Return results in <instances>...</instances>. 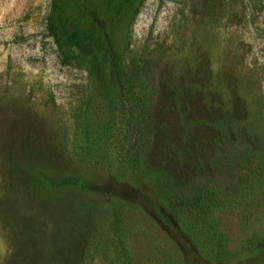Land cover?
Instances as JSON below:
<instances>
[{
  "label": "rangeland",
  "instance_id": "rangeland-1",
  "mask_svg": "<svg viewBox=\"0 0 264 264\" xmlns=\"http://www.w3.org/2000/svg\"><path fill=\"white\" fill-rule=\"evenodd\" d=\"M87 3L147 82L148 141L130 161L128 97L79 0L59 43L52 0H0V264H264V176L246 177L264 162V0ZM197 196L201 216L179 205Z\"/></svg>",
  "mask_w": 264,
  "mask_h": 264
},
{
  "label": "trees",
  "instance_id": "trees-1",
  "mask_svg": "<svg viewBox=\"0 0 264 264\" xmlns=\"http://www.w3.org/2000/svg\"><path fill=\"white\" fill-rule=\"evenodd\" d=\"M80 3L88 9L92 20L99 28V39L102 41L101 47L105 49V53L108 54L110 60V72L111 77L117 79L119 85L125 89L126 95L129 101V114L130 120L126 124V136L128 138V153H131V160L136 161L141 157L144 151L145 145L149 138V129L146 124H144L143 119L146 113V108L148 106V96L149 92L147 90L148 85L140 76L135 78V82L132 83L126 73L124 72L120 57L114 47V32L109 23V20L101 15L97 10L92 9L87 0H79ZM62 0H52L51 13L48 16L47 25L50 35H52L57 43H59L60 36L58 16L59 9L61 7ZM68 38L72 44L76 47L86 50L89 46L87 41L92 39V36L86 32H72L68 35ZM112 77V80H113ZM137 87V91L134 88ZM112 110V107H111ZM114 111V108H113ZM112 118V117H111ZM112 123L108 122L102 126L101 131L106 134L112 129ZM120 128V127H119ZM120 130V129H119ZM128 134V135H127ZM132 137V138H131ZM132 139V141H130ZM110 136L105 138L104 144L105 148H109ZM110 154L107 150V155ZM121 155V152L119 153ZM122 161V159H120ZM261 162V163H260ZM259 164L252 162L251 171L246 175L247 178H252L250 175L254 174L257 170L261 171V175L264 176V162L261 160ZM258 173V172H256ZM65 183L73 184L78 187H85V182L81 177H66L63 179ZM60 181L53 183L52 185H57ZM264 184V177L262 178L261 185ZM243 190V189H242ZM181 208L195 207L200 216L203 214L205 207L210 206L207 200L202 196H197L194 199L186 201V198L181 199L179 203ZM188 206V207H187ZM207 210V209H206ZM217 234V233H216Z\"/></svg>",
  "mask_w": 264,
  "mask_h": 264
}]
</instances>
